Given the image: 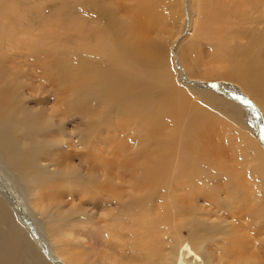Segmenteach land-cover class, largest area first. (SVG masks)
I'll use <instances>...</instances> for the list:
<instances>
[{
	"label": "rangeland",
	"instance_id": "374dc122",
	"mask_svg": "<svg viewBox=\"0 0 264 264\" xmlns=\"http://www.w3.org/2000/svg\"><path fill=\"white\" fill-rule=\"evenodd\" d=\"M100 3L109 16L93 0H0L2 76L18 81L24 97L21 104L29 110L42 107L50 112L62 101L75 102L77 108L84 109L79 115L64 117L62 150L77 145L89 122H94L86 143H93L97 149L89 156L111 159L109 151L113 153L114 148L109 147L113 143L126 159H135L143 168L164 161L166 169L155 178L158 182L150 186V179L142 188L132 178L143 174L134 173L127 163L121 176L126 182L116 191L148 196L145 211L151 213L162 215L167 200L182 210L175 221L181 227L178 237L192 245L196 243L193 232L203 237L205 241L200 240L196 250L205 264H264V143L257 129L260 120L256 119V110L236 98L248 94L243 83L229 76L243 49L264 60V0ZM146 6L151 8L155 24L149 36L164 47L161 61L147 65L166 74L156 83L161 98L155 104L157 114L121 110L123 102L111 104L106 110L85 94L79 96L55 74L53 67L58 65L72 79L81 75L91 78L109 55L101 42L111 30L110 17L119 25ZM204 7L222 8L223 18L204 19ZM168 85L175 93L171 102L165 100ZM224 88L233 93L228 94ZM178 91L183 96L180 101ZM194 112L199 115L194 116ZM187 121L193 125L186 134L189 128H182ZM261 126L264 135V122ZM201 142L209 145L206 153ZM79 149L81 154L87 152L78 145ZM188 151H196L199 156L185 155ZM79 157L75 156L73 162L84 170ZM184 167L194 171L185 172ZM118 181L113 179L115 184ZM58 199L64 218L78 215L77 210L92 216L91 222L80 228L62 225L61 251L65 258H80V264H145L133 247L138 227V212L133 206L109 212L77 197L71 202L64 193ZM232 240L233 247L229 244Z\"/></svg>",
	"mask_w": 264,
	"mask_h": 264
},
{
	"label": "bare ground",
	"instance_id": "6f19581e",
	"mask_svg": "<svg viewBox=\"0 0 264 264\" xmlns=\"http://www.w3.org/2000/svg\"><path fill=\"white\" fill-rule=\"evenodd\" d=\"M93 3L103 14L109 16L108 9L101 5L100 0H93ZM221 11L222 8L204 7L201 15L204 19L221 20ZM117 22L119 21L110 17L111 30L104 36L106 41L101 42L109 55L104 66L94 69L91 78L81 75L72 79L58 65L53 67L54 72L68 82L67 86L79 96L81 93L85 94L106 110L111 104L123 102L121 110H140L145 115H151L152 112L157 114L155 104L158 105L161 98L156 83L158 78L165 79L166 74L147 66L154 62L158 64L164 50L163 46L153 42L149 36L155 28L151 8L146 6L134 12L128 22L119 25ZM242 51L245 52L236 59L229 76L243 83L248 91L247 95L244 93L236 98L253 111L256 110V119L260 120L257 129L263 145L261 124L264 122V60L257 53L245 49ZM2 75L0 64V264H80V258L75 261L62 255V225L80 228L81 225H88L92 216L77 210L78 215L64 218L60 211L62 202L58 199V195L63 193L71 202L77 197L83 203L90 202L92 207H101L109 212L115 208L121 209L124 205L133 206L138 212V227L133 241L137 244H133V247L139 252L140 262L205 264L204 257L196 250L200 240L205 241L204 238L193 232L196 236L195 246L178 237L181 227L175 221L182 210H177L167 200L162 208V215L151 213L145 211L148 196L116 191V188L121 184L123 187L126 182L121 176L127 163L132 166L134 173L143 174V177L132 178L133 183L142 188L146 185L145 181L150 179V186L158 182L155 178L166 169L164 161L159 160L143 168L135 159H126L125 153L113 143L109 147L114 148L113 153L109 151L111 159L89 156V152L97 149L93 143H86V137L94 129V122H89L77 145L72 143L70 148L67 146L66 151L62 150V140L66 137L64 117L79 115L84 109L77 108L75 102L62 101L50 112L42 107L35 111L29 110L21 104L24 97H21L18 81L7 80ZM171 87L168 85L165 92L167 102L174 100L171 94L175 93ZM218 89L222 90V87L218 86ZM226 92L230 95L233 93L228 90ZM179 94L180 101L183 96L180 92ZM193 115L199 114L194 112ZM56 117L60 119L56 120ZM199 118L202 117L191 119ZM157 123L159 124L158 121ZM209 124L214 127L211 122ZM191 125V121L184 124L182 129L189 128L186 134L192 129ZM195 126L197 128L198 124L195 123ZM177 128L179 130L180 125ZM184 136L185 134L181 135V141ZM68 140L70 139L66 141ZM201 144L203 153H206L209 145L204 142ZM78 145L87 152L81 154V150H77ZM185 155L199 156L196 151H188ZM75 156L81 157L82 161L80 157L78 161L85 171L81 170L80 164H74ZM183 170L194 171L188 167ZM116 178L119 180L118 185L113 182ZM205 196L210 198L209 195ZM114 200L116 202L111 206ZM109 206L111 207L108 208ZM59 236L62 237L60 244ZM166 242L169 244L164 246ZM234 242L232 240L229 244L233 247Z\"/></svg>",
	"mask_w": 264,
	"mask_h": 264
}]
</instances>
